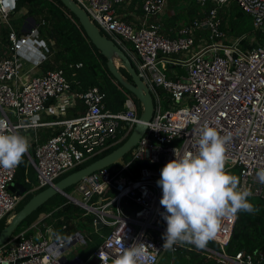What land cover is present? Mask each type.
<instances>
[{
	"label": "built area",
	"instance_id": "obj_1",
	"mask_svg": "<svg viewBox=\"0 0 264 264\" xmlns=\"http://www.w3.org/2000/svg\"><path fill=\"white\" fill-rule=\"evenodd\" d=\"M73 1L129 57L150 90L155 113L144 136L130 152L129 162L119 170L104 168L87 176L73 186L71 194H66L70 203L95 216V228L99 217L102 227L109 229L87 261H72L66 256L71 245L86 243L82 235L58 240L57 233L49 228L39 238L28 236V230L13 236L0 247V264H88L93 258L98 264H112L133 243L143 245L137 264H160L166 253L192 250L194 246L178 243L172 249H163L161 236L167 224L160 215L165 210L159 203L162 189L156 181L163 166L176 158L173 149H177L178 158L197 152V129L204 122L222 136L230 134L225 146V171L239 169V189L250 190L249 198L264 199V184L256 178L257 171L264 168V0H197L205 16L182 26L174 38L160 32L168 0H145L142 8L146 19L139 27L117 15L116 7L128 0ZM231 2L252 17L254 31L250 36L226 35L219 11ZM208 4L214 6L209 11ZM16 10L17 0H0V23L9 24ZM154 17L156 20L149 22ZM203 29L209 32L208 43L195 50V33ZM257 33L262 35L260 41L256 40ZM244 39L256 46L244 48ZM9 41L10 54L0 59V120L7 123L9 130L20 133L38 126L36 121L46 111L48 102L66 95L81 100L85 113L55 123L61 130L38 145L33 155L26 153L37 178V185L26 195L17 197L10 190L19 166L11 170L0 168V222L10 219L28 194L54 186L75 168L124 144L140 122L132 95L126 94L124 112L113 113L106 107L105 93L97 87L72 93L63 70L23 80V63L41 64L50 49L40 39L37 28L22 36L11 30ZM31 48H37L38 55ZM170 66L181 67L184 73L170 71ZM163 101L169 107H179L163 110ZM144 163H151L152 167ZM134 164H141L135 176L129 171ZM236 221L237 216L222 219L214 239L209 241L211 246L202 250L222 264H264L261 251L254 255L227 254Z\"/></svg>",
	"mask_w": 264,
	"mask_h": 264
},
{
	"label": "trees",
	"instance_id": "obj_2",
	"mask_svg": "<svg viewBox=\"0 0 264 264\" xmlns=\"http://www.w3.org/2000/svg\"><path fill=\"white\" fill-rule=\"evenodd\" d=\"M144 1L131 0L130 9L138 12L139 15H143ZM213 7L212 4H208L206 9L209 11ZM117 8L120 13L123 12L121 6H117ZM168 8L173 14L168 15L161 23L160 31L163 36L168 38L176 37L175 31L179 30L181 26H188L205 16L197 0H168ZM21 11H26V13L18 20L10 21L9 24L0 23V56L9 50L11 30L22 36L26 33L23 25L27 23V26L30 25L31 28L39 30L40 39L44 40L50 49V59L43 65L45 72L63 70L71 85L72 93L81 94L90 88H99L106 95L107 109L113 113L124 112L126 94L132 95L141 116L143 111L141 103L112 76L108 68V59L95 47L77 17L60 0H17L15 13ZM219 15L223 18V29L228 37L243 38L250 36L254 31L252 17L235 2L221 8ZM255 37L257 41H260L262 35L257 33ZM249 43L248 40L244 39L242 45L249 49L256 46V43H253L252 46ZM77 65H81V67L78 68ZM172 68H177L179 73H184L181 67L174 66ZM119 71L125 80L132 82L131 76L124 68L120 67ZM121 145L80 165L62 177L61 180L107 156ZM130 155L129 153L123 158L124 163L129 162ZM140 166L141 164L132 165L129 170L130 174L135 176ZM109 168L119 170L121 166L117 164ZM226 172L239 178L240 171L238 168H232ZM15 183L23 184L27 191L37 185L36 172L28 170L24 161L19 165ZM41 191L25 196L16 213ZM249 202L255 205L259 212H240L237 214L233 237L227 248V254L230 256L239 252H244L247 255H254L257 251L264 253V199L253 197L249 198ZM41 215H49L48 218L44 219V222L52 226L58 237H73L79 232L93 233L96 230L94 215L87 214L84 209L75 206L66 197L58 194L29 216L14 236L35 224ZM8 224L9 217L0 222V232ZM100 243H102V239H100ZM161 262L162 264H222L218 259L208 257L205 250L196 247H192V250L182 249L177 253L168 252Z\"/></svg>",
	"mask_w": 264,
	"mask_h": 264
},
{
	"label": "clouds",
	"instance_id": "obj_3",
	"mask_svg": "<svg viewBox=\"0 0 264 264\" xmlns=\"http://www.w3.org/2000/svg\"><path fill=\"white\" fill-rule=\"evenodd\" d=\"M197 133V152L178 158L177 149H173L176 158L163 166L156 181L162 189L159 203L165 210L160 215L167 224L161 236L163 249H172L178 243L204 249L214 239L222 219L236 218L240 212H259L249 202L252 192L240 190L239 178L225 171V146L230 134L222 136L208 122L200 125ZM29 148L26 136L9 130L0 120V168L18 167ZM256 178L264 184V168L257 171ZM142 247L133 243L112 264H137Z\"/></svg>",
	"mask_w": 264,
	"mask_h": 264
},
{
	"label": "water",
	"instance_id": "obj_4",
	"mask_svg": "<svg viewBox=\"0 0 264 264\" xmlns=\"http://www.w3.org/2000/svg\"><path fill=\"white\" fill-rule=\"evenodd\" d=\"M63 5L73 13L79 20L81 26L85 30L88 38L92 41L95 47L101 51L102 55L108 59V68L112 76L121 83L125 89L134 95V97L141 103L143 107L142 114L140 116V122L136 125L133 133L129 139L121 145L118 149L108 154L107 156L93 162L87 167L76 171L61 181L56 183L40 193L34 195L32 199L17 213H15L10 219L9 224L0 232V247L9 242L16 231L21 227L22 223L37 211L41 206L47 203L54 196L61 194L66 197V189L77 185L87 176L102 170L104 168L113 167L117 164L124 166L123 158L127 156L133 148L138 144L140 139L144 136L147 130V124L152 120L155 113V104L150 90L145 83L139 77L137 71L133 67L129 57L126 53L118 47L112 40L104 36L99 28L91 21L87 12L79 7V5L73 0H60ZM117 57L122 62V68H124L132 78V82H128L122 76L119 71V67L116 66L114 57ZM144 166L152 167L151 163H144ZM10 190L17 197L27 194V189L23 184L14 183ZM97 229L102 227L99 217H96ZM80 260V259H79ZM98 260L93 258L88 264H98Z\"/></svg>",
	"mask_w": 264,
	"mask_h": 264
},
{
	"label": "crops",
	"instance_id": "obj_5",
	"mask_svg": "<svg viewBox=\"0 0 264 264\" xmlns=\"http://www.w3.org/2000/svg\"><path fill=\"white\" fill-rule=\"evenodd\" d=\"M129 1L131 2V0H128L127 2H129ZM122 5H120V6H122ZM124 9L125 8L123 6V8H121V10H123V12L120 13L118 11V8L116 7L117 15L121 20H123L124 22H126L128 24L139 27L141 25V22H143L146 19L145 14L139 15L138 12L132 11L130 9V7L128 9L129 10L128 13H126L124 11ZM25 13H26V11L14 13L13 15H11V17L9 19V23H10V21L18 20ZM172 14L173 13H170V11H169V13H167L164 17H161V22L163 23L165 18H167L168 15H172ZM151 21H153V18ZM181 27L179 28V30L181 29ZM23 29L25 32H28L31 29V27H30V25L27 26V23H25L23 25ZM179 30L175 31L176 36L178 35ZM208 33L209 32L205 29L196 31V33H195L196 49L195 50L199 49L200 47H202L208 43ZM229 38H232V37H229ZM128 46H129V48H131L130 45H128ZM31 49H34V53L36 55H38V52L36 51L37 48H31ZM9 53H10L9 50L5 51L4 54L2 56H0V59L6 58L9 55ZM39 54L42 55V53H39ZM50 55H51V52L46 54V59L41 64L36 65V64L24 62L23 64H25V65H24V67H22V74L24 75L23 80H27V79H29L31 77H35V76H41V75L47 73L48 71L45 72V69H43V65L49 61ZM182 58H185V57H182ZM175 59H176V57H175ZM172 67H174V66L169 67L170 71H178L177 68L173 69ZM84 113H85L84 103L79 99L78 100L73 99L71 97V95H66L63 98H59V99H51L47 104L46 111L44 113H42L36 121L38 126L29 128L26 130H22L20 132L21 135L26 136L29 140V144H30L31 152H32V153H30V151H29V153L32 155L35 151V148L38 145L46 143L51 137L56 135L61 130V127L56 125L55 123L64 121L66 119H73V118L80 117V116L84 115ZM10 116H11V119L14 122H16V119L12 116V114H10ZM48 216L49 215H43V217H40V219L35 224H33L32 226L27 228L26 230H28V236L39 238L40 234H43V232H45L47 229L50 228V229L54 230L51 225L46 224V222H44V219L48 218ZM108 232H109V229L103 228V227H101L99 229H97V227H96V230H95V233L100 235L102 241H103V238L105 236H107ZM79 234L82 235L86 241L85 244H81V245L87 246L88 243L91 242L90 237H88V235L92 234V233L91 232L90 233L79 232ZM77 244H80V243H77ZM100 244H98L96 246V248L94 249V251L90 253V255L86 259V261L93 255V253L95 252V250L97 249V247ZM75 246H76V244L71 245V247H70V249L66 255L67 258L69 260H72V261L76 260V259H80L79 257H74V258L72 257L73 249ZM80 260H82V259H80ZM82 261H84V260H82Z\"/></svg>",
	"mask_w": 264,
	"mask_h": 264
},
{
	"label": "rangeland",
	"instance_id": "obj_6",
	"mask_svg": "<svg viewBox=\"0 0 264 264\" xmlns=\"http://www.w3.org/2000/svg\"><path fill=\"white\" fill-rule=\"evenodd\" d=\"M129 3H131L130 1L129 2H127V3H125V4H123L122 6H121V8H123V6H124V11L126 12V13H128V9H129V7H130V4ZM129 6V7H128ZM169 8L166 10V14L167 13H169ZM152 19H149V22H152L151 21ZM156 20V17H154L153 18V22ZM162 23V22H161ZM177 57V56H176ZM114 61H115V64H116V66L117 67H122V62L115 56L114 57ZM162 96H163V98L166 96L165 95V93H162ZM163 110H171L172 108L174 109H176V108H178L179 106L177 105V106H175V107H169V104L167 103V102H165V101H163ZM29 151H30V153H32L31 152V147L29 148ZM23 161L26 163V165H27V169L28 170H31V171H35V167H34V165H33V163L31 162V160L28 158V156L25 154V156L23 157ZM31 166V167H30ZM33 168V169H32ZM225 170H226V166H225ZM65 176V175H64ZM63 176V177H64ZM59 180H61V179H59ZM59 180H57L56 181V183H58V181ZM35 187V186H34ZM73 189H74V187H72V188H68V189H66V193L67 194H71L72 193V191H73ZM35 194V193H34ZM20 205V204H19ZM18 208V207H17ZM17 210V209H16ZM85 210V209H84ZM86 211V210H85ZM40 217H43V215L42 216H40ZM40 219V218H39ZM82 221H84V220H82ZM88 237H90V240H91V242H89L88 243V245L87 246H84V245H81V244H76V246L74 247V249H73V253H72V257L74 258V257H79L80 259H82V260H84V261H86V259L89 257V255H90V253L91 252H93L94 251V249L96 248V246L100 243V239H101V237H100V235L99 234H96L95 232H93L92 234H89L88 235ZM208 246H211V243H209L208 242V244H207ZM166 255V254H165ZM165 255L163 256V258L165 257ZM163 258H162V260H163ZM161 264H162V262H161Z\"/></svg>",
	"mask_w": 264,
	"mask_h": 264
}]
</instances>
